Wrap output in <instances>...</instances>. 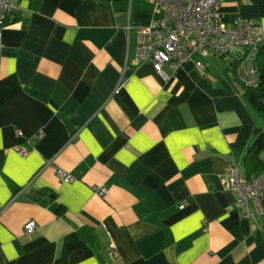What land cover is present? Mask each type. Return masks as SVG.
<instances>
[{"label":"crops","instance_id":"0c3cea01","mask_svg":"<svg viewBox=\"0 0 264 264\" xmlns=\"http://www.w3.org/2000/svg\"><path fill=\"white\" fill-rule=\"evenodd\" d=\"M16 2L0 35V264H264V219L222 180L233 160L250 173L264 131L245 47L166 78L136 61L156 0ZM219 10L264 29V0Z\"/></svg>","mask_w":264,"mask_h":264},{"label":"built area","instance_id":"2783aa9c","mask_svg":"<svg viewBox=\"0 0 264 264\" xmlns=\"http://www.w3.org/2000/svg\"><path fill=\"white\" fill-rule=\"evenodd\" d=\"M223 0H156L163 15L148 25L139 28L138 63L150 60L164 77L170 76L168 67L178 71L188 60H195L203 70L204 60L200 57L223 54L244 46L238 64V75L248 86L260 82L257 55L264 41V29L260 19L240 17L233 22L225 21L219 10ZM17 6L16 0H0V35L6 15ZM22 153L27 149L22 148ZM63 180H72L75 175L63 167L57 168ZM224 184L239 192V202L249 215L257 212L264 219V171L246 174L237 160L231 161L222 174ZM96 188L105 193V185ZM38 226L36 219L26 222V229L33 231ZM112 247H116L113 243ZM116 255L117 248L113 249Z\"/></svg>","mask_w":264,"mask_h":264},{"label":"trees","instance_id":"16d2710c","mask_svg":"<svg viewBox=\"0 0 264 264\" xmlns=\"http://www.w3.org/2000/svg\"><path fill=\"white\" fill-rule=\"evenodd\" d=\"M237 64H239L237 62ZM257 65L259 67L260 82L256 86H245V96L251 106L259 113L264 120V41L257 55ZM264 131L254 141L248 152V162L251 165L249 174H259L264 171Z\"/></svg>","mask_w":264,"mask_h":264}]
</instances>
